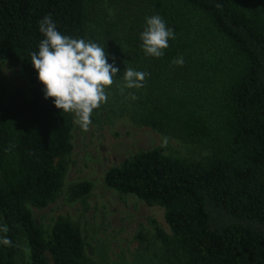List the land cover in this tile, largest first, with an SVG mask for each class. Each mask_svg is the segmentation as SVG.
<instances>
[{"label": "trees", "instance_id": "1", "mask_svg": "<svg viewBox=\"0 0 264 264\" xmlns=\"http://www.w3.org/2000/svg\"><path fill=\"white\" fill-rule=\"evenodd\" d=\"M107 2L135 7L136 31L125 40L149 74L135 122L210 154L139 152L109 169L105 184L164 208L158 264H264V0H0V60L21 65L30 92L0 100V223L12 241L0 246V264L25 256V264H95L78 226L59 216L46 231L30 210L59 196L73 149L72 118L44 98L30 56L49 14L64 35L101 46ZM156 14L175 30L160 58L146 56L139 40L145 17ZM178 56L182 66L173 64ZM89 190L72 184L68 199Z\"/></svg>", "mask_w": 264, "mask_h": 264}, {"label": "rangeland", "instance_id": "2", "mask_svg": "<svg viewBox=\"0 0 264 264\" xmlns=\"http://www.w3.org/2000/svg\"><path fill=\"white\" fill-rule=\"evenodd\" d=\"M105 7L101 13L103 22L96 30L100 31L101 46L109 63H114L120 72L108 88L107 102L93 111L92 123L86 131L69 113L73 149L65 157L67 172L63 188L46 207H30V210L36 223L46 231L59 216L78 226L87 255L95 264H158L160 243L156 226L169 232L164 208L109 188L105 174L143 151L160 149L173 157L205 160L210 150L202 143L163 135L135 122L144 88L122 90L123 70L130 67L141 71L125 40L130 28H134L130 17L135 7L128 4L124 9L122 4L113 6L108 2ZM15 92L30 96L27 77L21 65L0 60V100L7 102ZM81 182L90 184L89 193L84 198L69 200V186ZM25 260L26 256L19 264H25Z\"/></svg>", "mask_w": 264, "mask_h": 264}, {"label": "clouds", "instance_id": "3", "mask_svg": "<svg viewBox=\"0 0 264 264\" xmlns=\"http://www.w3.org/2000/svg\"><path fill=\"white\" fill-rule=\"evenodd\" d=\"M38 31L43 38L38 50L31 53L30 63L42 85L43 96L52 98L55 108L73 114L76 123L86 131L92 123L93 111L107 102L108 88L120 70L114 63H109L104 47L90 40L64 35L50 14L38 21ZM174 39L175 30L168 27L160 15L145 17L139 40L146 56L162 57L169 41ZM173 64L182 66L183 56H178ZM123 73L122 90L141 88L149 75L130 67ZM8 232L7 224L0 223V246H12Z\"/></svg>", "mask_w": 264, "mask_h": 264}]
</instances>
